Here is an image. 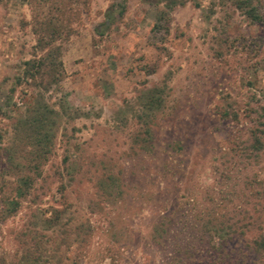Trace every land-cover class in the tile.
<instances>
[{
    "label": "rangeland",
    "instance_id": "374dc122",
    "mask_svg": "<svg viewBox=\"0 0 264 264\" xmlns=\"http://www.w3.org/2000/svg\"><path fill=\"white\" fill-rule=\"evenodd\" d=\"M235 1L0 0V264H206L199 219L255 215L264 0Z\"/></svg>",
    "mask_w": 264,
    "mask_h": 264
},
{
    "label": "trees",
    "instance_id": "16d2710c",
    "mask_svg": "<svg viewBox=\"0 0 264 264\" xmlns=\"http://www.w3.org/2000/svg\"><path fill=\"white\" fill-rule=\"evenodd\" d=\"M243 3L244 1L241 0L235 1V5L238 8H242L241 6L243 5ZM254 11H255L254 7H251L247 12L250 14V16L253 19L259 20V17L254 13ZM29 63H30L29 61L25 62V64H29ZM32 65H33L32 68H35V73H30L28 75L32 79H35L37 75H39V77H43L45 75L53 76L54 73L52 72L56 68L53 62H46V60L39 61V63H32ZM148 104H150V102ZM158 104L160 103L158 102L157 105ZM38 127L40 126H37L36 128ZM39 130L40 128L36 130V133L39 132ZM145 132L148 133L149 131L146 130ZM29 136L30 137L32 136L33 139L35 138L32 143L36 144L37 147L38 146L40 147V144L43 143V138L41 135H39V138H36L37 135L35 134V132H32ZM44 136L47 137V134H45ZM42 150L43 149H41L40 151L35 150L31 155L30 161L28 163V168L31 173L38 172V167H39L38 162L42 157H45ZM27 181H30V178H27ZM252 183H255L253 176L251 177V181H249V184ZM260 193L264 194V189ZM260 193L256 192L255 194H260ZM258 198H261V195H259L256 199ZM262 203L259 202L252 203L253 205L252 210L255 215L250 214L249 211L246 210L247 214L243 213V215L239 218L240 221L239 220L237 221V219L236 221H232L229 217L225 218L224 216L223 219H219L218 217V219L209 220L207 222L205 221V223L202 222L203 220L199 219V227L197 229L198 235L196 238L199 240L201 244V249H199V254L197 255V262L202 263L203 260L207 259V263L209 264H247V260H248L247 257L249 253H251V255H254L253 264H260V262L264 257V234H263L264 232H262L264 231V229L262 228V225H264V204L262 205ZM257 206H259L260 208H258ZM261 210L263 211L262 215L259 214ZM168 218L169 216H166L164 214L160 216V219L157 221V225L155 226V230H154L157 234L159 233V229L163 226V223L167 222L166 220ZM189 227L192 226H190V224L187 221V225H185V232H188V235H185L181 239V242H183L182 243L183 245L181 246H184V248H186L188 244L191 245L194 238L193 232L190 233L188 231ZM162 230H164V227H162L160 233L165 234L166 233L165 230L164 231ZM247 235H251L252 237L245 239L246 243H245V248H242L243 250L238 249L237 251H234V249H232L231 246L228 247L230 245L229 244L230 240L233 241L235 238L239 240V237L241 239V237L245 238V236ZM165 237L166 236H164V238ZM244 238L241 240L244 241ZM210 241L212 242V244L210 243ZM216 247L221 249V253L219 252L217 255H215L212 250ZM191 249L186 250L184 252L185 253L190 252L192 257L194 252H196L198 249L194 247V244H193V248ZM209 253L211 254V257L208 261L207 256L209 257L208 255ZM182 260L183 258L181 256L179 257V261H177V263L183 262Z\"/></svg>",
    "mask_w": 264,
    "mask_h": 264
}]
</instances>
